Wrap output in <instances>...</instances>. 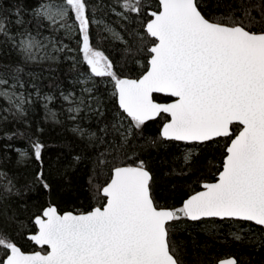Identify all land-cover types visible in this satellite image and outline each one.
<instances>
[{
    "label": "snow or ice",
    "instance_id": "obj_1",
    "mask_svg": "<svg viewBox=\"0 0 264 264\" xmlns=\"http://www.w3.org/2000/svg\"><path fill=\"white\" fill-rule=\"evenodd\" d=\"M0 264H264V0H0Z\"/></svg>",
    "mask_w": 264,
    "mask_h": 264
},
{
    "label": "trees",
    "instance_id": "obj_2",
    "mask_svg": "<svg viewBox=\"0 0 264 264\" xmlns=\"http://www.w3.org/2000/svg\"><path fill=\"white\" fill-rule=\"evenodd\" d=\"M59 131V130H57ZM56 136V133H52L49 137V139L53 142V143H56V144H59L60 141L58 139H54V137ZM58 149H53V151H57ZM200 239L203 240L204 239V236L203 234H200ZM214 251L218 252L219 254H223V253H226V252H229L231 251V249L225 247V248H217L215 249Z\"/></svg>",
    "mask_w": 264,
    "mask_h": 264
}]
</instances>
